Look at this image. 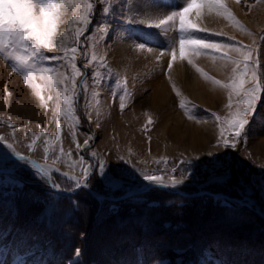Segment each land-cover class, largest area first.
<instances>
[{"label": "rangeland", "instance_id": "obj_1", "mask_svg": "<svg viewBox=\"0 0 264 264\" xmlns=\"http://www.w3.org/2000/svg\"><path fill=\"white\" fill-rule=\"evenodd\" d=\"M131 1L108 0L106 2V0H97L95 10L87 25H82L79 21L82 9L77 11L71 6L65 9L62 19L65 21V18H67L68 23L66 21L67 24L63 32L61 27L64 22L59 24L54 37V43L61 45L62 42V45L53 47L51 53L46 52V55L57 57L58 59L40 62L41 67L52 69L49 75H52L55 81L61 82L55 83L50 89L44 88L45 82L39 78V72H37L35 83L43 88L41 92L44 97L43 103L35 95L34 91L24 83L23 77L12 71L11 62L0 56V62L8 67L11 73L16 75V78L18 77L17 79L25 86L27 94L29 93L33 99L32 102H25L16 95L14 88L6 91L9 97L7 95L6 104L3 105V108H0V137L4 138L0 140V144L6 147L7 144L11 143L20 155L28 157L37 166L59 169L58 172L52 173L51 179H47L36 172V169L31 165L25 164L24 161L15 160V157H12L16 166L9 168L10 172L0 173V201H2L0 203V224L13 221V218L16 223L24 221L27 224L29 219H23V215H30L31 219L38 216L46 219L60 210L53 216L51 223H48L47 230L49 234L43 233L41 237H35V235L30 236L25 230L17 233L10 231L9 234H5L6 236L2 238L4 241H12L9 239L10 236L17 238L13 243H0V264H47V258L51 259L49 264H75L77 263V258L81 261V254L79 252L77 256V249H75L71 258L66 261L61 260L58 263L53 260L51 255L53 250L49 246L50 244L52 245L53 240L51 238L54 232L52 228H56V226L63 223V217L56 219L55 217L67 214L70 208L75 210L77 207V200L63 204L51 189L50 184L51 186H53V183L60 185L59 188H54L61 192L71 193L74 191L76 188L70 189L71 181L65 175H61V173L80 178L81 168L79 165L81 157L90 165H96L99 160L106 162L105 175H100L99 171L94 168L89 186L82 188L85 192H89L90 189L96 195L104 196L105 198L102 200H119L118 198L133 189L145 190L144 186L150 183L143 179L141 171L161 175L166 183L171 182L170 177L181 179L187 172V176L181 184L174 188L170 187L167 190L174 193H176L175 190H178L181 193L188 194L185 197L208 195L202 192L219 196L220 198L217 199L220 201L210 205L212 206L210 212H214L215 219L219 218L218 220L228 221L230 230L235 237H241L240 239H242L251 234V241L261 238V242L255 241L256 247L251 246L246 249L242 248L241 245L243 246V244L239 243V249H243L248 257L249 260L247 262H249L247 264H264L263 227L256 219H253L251 213L244 210L237 211L231 206L233 203L234 205H243L254 213H256L255 210H259L264 215V191H260L259 185L256 184L260 180L261 173L264 172V100L258 103L255 115L249 117L247 142L238 143L235 149L224 148L219 133V128L223 125L219 124L212 114L214 113L220 117L221 121L230 119L231 113L235 112L236 103L240 98L233 96V107L231 109L228 108V91L212 83V80L217 79L222 84L230 83L234 66L225 64L220 57L227 55L239 59V56L237 53L226 49L219 51L203 49L201 53L196 55L186 51L185 57L193 56L195 59H208L210 63L215 61L214 64L222 73L221 77H218L220 74L217 75L219 72L216 77L208 74L206 67L204 69L200 68L205 74L201 75V73L196 71V63L192 60L196 66L193 67V64L188 63L187 58L182 59L184 65L188 69L193 70L192 74L194 76L192 78H197L214 90H221L222 93L219 92V95L214 94V98L208 99L207 102H209L205 105L198 102L190 93L173 90L172 92L169 91L171 93H169L167 108L152 110L149 106L152 89L149 86H144L148 77L140 72L139 75H136V73L131 71L132 65H124L125 62L119 63L118 66H113V50L117 42L124 40L129 41L141 51L142 48L137 46V41L134 39L142 36L141 32H153L155 35L153 40L157 43L152 40V44L158 48L157 50L155 49L156 52L158 51V56H161L159 55V49L166 47L172 41L169 37L164 41L157 38L156 34L159 30L153 29L152 31V28L141 26L142 24L129 23L132 18L128 13L127 5ZM155 1H159V4L167 3V8H169L167 11L170 10L171 1L174 2V6L179 3V0ZM225 1L237 4V9L243 11V13L253 8L254 5L260 4L255 14L257 16L259 12L264 14V8H261V4L264 7V3H260L258 0H240L239 3L236 0H224V5ZM102 8H110V13L105 15L101 11ZM197 9L204 10L207 13H216L214 10H209L206 5L197 3L186 17L188 22L196 25L198 20L195 18V22H192L191 17ZM221 19L225 26L235 31L232 32L235 33L236 37L234 34L219 33L220 35H213V33L217 32L208 29L205 32H197L193 29L192 35L253 49V58L258 59L260 62L259 72L264 74V63L261 56L262 45L264 44V25L260 27V24L256 23L254 26H248L243 20L238 19L243 27L247 29V32H244L223 16H221ZM261 21L264 22V15ZM98 25H107L108 27L105 29L98 27ZM77 28H86V30L77 37ZM197 28L200 27L197 26ZM248 33H251V35ZM241 37L248 38L249 45L240 42ZM79 41L83 43H79ZM75 46L80 47L84 53L83 57L81 52L76 53V63L81 66L83 79L89 81L87 95L80 90H77V92H65V88L70 89L71 84L70 82H62L66 77L70 78L72 75L71 65L64 58V50ZM92 55L96 56L97 62L95 65L90 62L89 66L85 68L84 59L90 58ZM213 55L217 59L214 60L212 58ZM166 56L168 57L169 55ZM176 59L181 58L178 56ZM171 61L172 58L165 62L164 68L160 67V71H168L167 65ZM240 67L242 68L243 65ZM94 73L99 74L103 78L101 87H92ZM208 77L212 79H208ZM139 80L143 82L141 81L140 83ZM80 82L81 78L78 77L77 83L79 84ZM138 82L139 84H137ZM177 93L180 95H177ZM65 95L70 100L76 99L75 111L72 117L62 114V112L66 111V105L64 104ZM50 96L52 99H49ZM120 97L124 98L126 105L123 110L120 107ZM0 99L2 100L1 97ZM181 101L185 103L184 108L180 106ZM23 104H26L30 113L29 111L18 110L17 107L24 108ZM149 120L152 121L151 124H149ZM176 120H179L177 125L174 126L175 128L172 131H169L170 125L172 127L171 123ZM170 121L172 122L170 123ZM58 122L60 129L57 128ZM186 130L190 133L196 130L199 135H202L203 139L200 142L195 141L193 143L191 139L193 134H183ZM225 134L228 135L227 131ZM58 135L61 137L60 140L56 139ZM73 135H75L76 141L80 145L79 149L77 144L73 142ZM228 138L231 140V136ZM33 140L36 141V144L33 150H29L28 145L32 144ZM86 140L88 141L87 144H85ZM45 148L48 149L47 158H45ZM61 149L65 153L63 156H61ZM68 152H71L72 155H66ZM93 153H95V156H93ZM182 161L190 163H181ZM172 167H175L177 171L174 173L168 171ZM225 172H227V175H225ZM248 178H251L253 184L256 185L255 188L245 183ZM241 185H243V188ZM154 189L156 188H149L145 191ZM245 189L247 190L246 194ZM133 199L134 202L143 203L146 207L160 205V202L158 204L156 201L146 200V198ZM225 201L232 204L226 205ZM167 203L168 201L165 200L162 205L166 206ZM60 205H63L64 208L58 209ZM87 206L88 204L83 209H88ZM36 209L39 210V215ZM200 209L199 207L198 209L193 207V215L187 228V234L189 235L185 236L184 233L182 234L183 237L180 236L181 238L188 239L196 235L198 237L202 236V234L194 233L196 227L204 220L206 223L209 222L214 216L207 219V216L204 217ZM8 210L11 213L6 215ZM90 211L89 214L93 215L92 211ZM35 214H37V217ZM256 214L263 218L261 214ZM199 218L201 222L197 223ZM213 223L218 224L220 221L215 220ZM210 226L214 227V225ZM90 233L88 236L89 240H93L96 233H100V228H92ZM210 233L209 235L211 236L217 232ZM108 236V232L105 231L102 234V243H97V241L94 243L97 253L95 256L100 259L98 264H115L113 259L111 260L103 252L106 240H109ZM22 237L26 238L23 240ZM29 237L34 242H37L39 250H27L22 244L24 249H26L18 252L19 241L23 240L27 244ZM180 237L173 238L172 241H177V239L180 241ZM111 238L114 239V236ZM198 239L200 240L199 243L203 242V239ZM164 242L165 239L162 240V245ZM159 243L160 241L156 243V247H158ZM13 244L17 245L15 249ZM206 247L209 249L203 248L200 254L193 258H189L188 251L178 249L174 255L160 257L161 259H149L146 264H225L224 259L216 255L209 245ZM165 250L169 252V249L165 248ZM128 257L130 260L125 262V264H131L132 259H137L138 255L130 254ZM244 262L245 260L241 264H244Z\"/></svg>", "mask_w": 264, "mask_h": 264}, {"label": "snow or ice", "instance_id": "obj_2", "mask_svg": "<svg viewBox=\"0 0 264 264\" xmlns=\"http://www.w3.org/2000/svg\"><path fill=\"white\" fill-rule=\"evenodd\" d=\"M108 2V0H106ZM237 3L240 0H236ZM260 3H264V0H258ZM97 0H0V56H3L6 61H10L11 69L13 72L20 74L23 77L24 83L29 86L35 93V95L43 103L44 97L41 95L43 88L41 85L35 83L37 79V72H39V78L43 80L44 88H52L55 83L61 81H55L52 75L49 73L52 69L47 67H41L40 62L45 60L58 59L46 55L51 53L53 47H59L62 45H56L54 43V37L56 36L59 24L63 23L62 17L65 14V9L69 6L75 8L77 11H81L79 21L82 25H87L91 19V16L95 10ZM197 3L204 4L209 10H215L217 15L223 16L229 20L234 26L239 28L241 31L247 32V29L236 19L233 13L224 5V0H179V3L175 6H171L169 11L156 12L152 16H146L141 19H131L129 23H138L146 25L148 28H154L159 30L156 35L163 34L171 39V43L166 47L159 49L161 56L171 55L172 60L176 59L177 46L181 59L186 58L185 53L190 52L193 55L201 53L203 49H213L219 51L221 49L231 50L238 54L239 59L224 55L220 57L225 64H232L233 77L230 83L222 84L219 80H212V83L220 86L221 88L228 91V108L233 107V96L239 97L240 99L236 103L235 112L231 113V118L225 121H221L220 117L214 113L212 116L221 125L219 133L221 137V143L224 148L235 149L238 143L247 142V128L250 123L249 117L255 115L258 103L264 100V74L259 72L260 62L258 59L253 58V49L247 48L246 46H236L229 43L213 41L211 39H205L202 37L192 35V30L195 29L197 32H205L204 28H197L195 23L188 22L186 17L190 10ZM157 8L164 6L157 5ZM101 11L108 15L110 8H102ZM200 10L197 9L196 16L200 17ZM98 27L107 28V25H98ZM86 28H77L76 34L79 37ZM171 34V35H170ZM251 35V33H248ZM213 35H220L219 33H213ZM137 46L148 51H152L154 46L152 40L155 39V35L151 32H145L140 37H135ZM231 39V38H229ZM79 43H83L79 41ZM46 50V51H45ZM70 51V55H69ZM81 52V56H84L83 51L80 47H70V49L64 50V58L68 60L71 65L72 75L70 78H65V83L71 84V88H65V92H77L80 90L88 94L89 81L83 79V72L81 66L76 63V53ZM214 60L217 59L213 55ZM97 62L95 55L90 58L84 59V67H88L89 63ZM189 64H193L192 59H188ZM243 65L241 68L240 66ZM106 67V66H105ZM168 69L171 70L172 63L169 62L167 65ZM193 67H196L193 64ZM196 71L205 75L202 70L196 67ZM81 78V82L77 83V78ZM208 79H212L208 77ZM103 78L94 73L92 77V87H101ZM250 85V86H248ZM177 95H180L177 93ZM49 99H52L50 96ZM78 99V98H77ZM98 99V96H97ZM120 107L126 106L124 98H119ZM76 99L70 100V98L64 96V104L66 105V111L62 112L63 115L72 117L75 111ZM181 108L185 107L184 101H181ZM152 121L149 120V124ZM57 128L60 129L59 122ZM228 133L226 135L225 133ZM43 135V133H41ZM231 136V140H229ZM60 136L56 137L60 140ZM0 137V140H3ZM73 142L77 144V148H80L79 143L76 141L75 135H73ZM88 141H85L87 144ZM36 141L33 140L32 144L28 145L29 150H33ZM219 146V145H218ZM45 158H47L48 149L45 148ZM65 155L61 149V156ZM66 155L71 156L72 153L68 152ZM95 156V153H93ZM24 161L25 164L31 165L36 169V172L45 176L47 179H51L53 172H58L59 169L50 168L46 166H37L34 161L30 160L26 156L20 155L12 146L11 143L5 147L0 144V170H6L15 167V163L12 159ZM127 163V161H125ZM166 163V161H165ZM181 163H190L182 161ZM79 167L81 168V177L67 176L66 178L71 181L70 189L76 188H87L91 181L93 169H97L100 175H105L106 162L99 160L96 165H90L84 161L81 157ZM172 173L176 172L177 169L172 167L168 170ZM143 179L150 184H156L161 187H176L181 184L187 176L185 172L181 179L170 177L171 182L166 183L161 175L148 173L141 171ZM227 175V172H225ZM119 179V177H117ZM245 183L250 187L255 188V184L251 178L245 180ZM259 185L260 191H264V172L260 175V180L256 182ZM53 187L59 188L60 185L53 183ZM243 188V185H241ZM245 189V194H246ZM226 205L228 201L224 202ZM77 256L79 250H77Z\"/></svg>", "mask_w": 264, "mask_h": 264}, {"label": "trees", "instance_id": "obj_3", "mask_svg": "<svg viewBox=\"0 0 264 264\" xmlns=\"http://www.w3.org/2000/svg\"><path fill=\"white\" fill-rule=\"evenodd\" d=\"M82 194L84 195L80 198ZM56 196L63 204H67V202H71L72 200H77V207L75 210L70 208L67 214L55 217V219L63 217V223L56 226V228H52L54 232L51 238H53V240L52 245H49L52 247L51 250L55 251L54 253L51 251L53 260H56L58 263L61 260L66 261L68 258H71L73 252L77 249L81 254L80 257L83 264H98L100 259L95 256L97 253L94 243L95 241H97V243H102V234L105 231L109 234V240H106L103 252L107 254L111 260L113 259L115 264H125V262L130 260L128 257L130 254L138 255L137 259H132L131 264H146L149 259H158L160 257L174 255L178 249L186 250V252L188 251L189 258H193L199 255L203 248L209 249L206 247L207 245L210 246V249L212 248L211 250H213L216 255L224 259L225 264H241L244 260V264H247L249 262H247V260L249 259L245 255L243 249H239V243L243 244V246L241 245L242 248L249 249L251 246L256 247L257 241L261 242V238H256V242L251 241V234H248V237L242 239H240L241 237H235L230 230L228 221L218 220L219 218L215 219L214 212H210L212 209L210 205L216 204L215 202H219L220 200L210 195L185 197L172 191L154 189L132 196L131 198L99 201L90 194V192H85L81 188L70 196L58 194H56ZM133 198H146V200H153L158 204L160 202V205L146 207L143 203L134 202ZM165 200H167L168 203L166 206H163L162 204ZM1 202L2 201H0V203ZM230 203L231 202H228V205ZM87 204L88 209L85 208L84 210L83 207H86ZM231 206L237 211L244 210L245 212L251 213L253 219H256L264 229V220L258 214L247 209L243 205H234L233 203ZM109 207H111V209H109ZM193 207L196 209H198V207L201 208L200 211H202L204 217L207 216V219L208 217H214L210 220L211 222L209 221L206 223L205 220L202 223H200L201 221L197 222L200 223V225L197 224L198 227H196L194 233L202 234L201 237L196 235V239L194 236L188 239L181 238L184 233L185 236L189 235L187 234V228L191 222L190 218L193 215ZM62 208H64L63 205L58 206V209ZM89 210L92 211L94 218L93 215L89 214ZM37 212L39 215V210ZM58 212H55L46 219L40 218L39 216L37 217V214H35L37 218L32 219L30 215H23V219H29L28 225L25 224L24 221L16 223L14 222V218L13 221L0 224V243L14 242L17 238H14L15 236H10L9 239L12 241H4L2 239L6 236L5 234H9L10 231L17 233L25 230L30 236L35 235V237H41L43 233L49 234L47 230L49 226L48 223H51L50 221L53 219V216ZM10 213L11 211L8 210L6 215ZM198 220L201 219L199 218ZM215 220L220 221V223H213ZM210 225H214V227ZM92 228H100V233H96L94 239L89 240L88 236L91 234ZM212 232L217 233L213 235ZM209 233L212 234V238H210L211 236ZM113 236L114 239L111 238ZM177 237H180V241H178V239L177 241H172L173 238L176 239ZM22 238L24 240L26 237ZM198 238L203 239V242L199 243L200 240ZM163 239H165V245H162ZM23 240L21 242L19 241L18 247L13 244L14 249L16 247L18 248V252L23 250L24 247H26L27 250H39L37 242H34L31 237L27 239V244L24 243ZM158 241H160V243L158 247H156ZM262 241H264V239H262ZM165 248L169 249V252L166 251ZM46 249L49 250L48 247H46ZM46 262L49 264L51 259L47 258ZM75 264L80 263L77 262Z\"/></svg>", "mask_w": 264, "mask_h": 264}, {"label": "bare ground", "instance_id": "obj_4", "mask_svg": "<svg viewBox=\"0 0 264 264\" xmlns=\"http://www.w3.org/2000/svg\"><path fill=\"white\" fill-rule=\"evenodd\" d=\"M159 3H160L159 1L156 2L155 0H132L131 2L128 3L127 10L132 19H141L146 16H152L158 11L166 12L167 9H169L167 8L168 7L167 3L165 4H159ZM170 3H171V6H174V2L171 1ZM157 4L162 5L164 7L157 8L156 7ZM225 6L229 10H231V12L236 17L237 20L238 19L243 20L246 24H248V26H254L256 23H259L260 27L264 25V22L261 21L264 14L260 12L258 16L255 14L260 4L254 5V7L248 11L246 10L247 11L246 13H243V11L238 10L237 9L238 5L232 3L231 1H225ZM261 8H264L262 4H261ZM199 10L201 13L199 18H197L196 16L197 10L194 11L191 17L192 22H195V18L198 20L196 21L197 23L196 26L200 28L208 29L210 31L217 32V33L235 35V33H233L235 31H233L230 27L225 26V23L222 21L221 16L217 15L215 12H214L215 14H213V13H207L201 9ZM66 21H67V18H65V21L61 27L62 32L65 30L64 29L65 25L68 23V21L67 23ZM141 26H146V25L142 24ZM153 29L154 28H152V31ZM141 34L143 35L144 32H141ZM157 38H160L162 41H164L168 37L162 34H159L157 35ZM247 39L248 38L246 37H241L239 41L244 44L249 45V42ZM153 42L157 43L155 42V40H153ZM155 49L157 50L158 48L154 46L152 51H148L143 48L141 51H139V49L135 47L133 44L129 43V41L127 42L123 40L115 44L113 54H112L113 56L112 65L113 66H118L119 63L125 62L124 65H129V64L132 65L131 71L136 73V75H139V72H140L144 76L148 77L144 86H149L150 89H152V94H150L151 97L149 100V106L152 110L156 111L163 107L167 108L168 100H169V93H171L173 90L190 93L198 102H200L201 104H205V105L208 104L209 102V101L207 102L208 99H212V97L214 98V96L217 94L219 95V92H221V90L220 91L214 90L213 88L207 86V84L204 83L203 81H200L197 78L196 79L192 78L194 76V74H192L193 70H190L187 67H185L182 59H175L174 61L172 60L171 70L168 69V71L166 72H164L163 70L160 71V67L164 68L165 62L169 61L172 57L170 55L168 57L158 56L157 54L158 51L156 52ZM178 56H180L179 52H177L176 58H178ZM261 56H262V60L264 63V44L262 45ZM186 58L192 59L196 63V66L198 68L204 69L206 67V72L208 74H211L213 77L214 76L216 77V74L218 72L219 73L217 75L220 74V76L218 77L222 76V73H220L219 69L216 67V64H214L215 61L210 63L208 62L209 61L208 59H195L193 58V56H186ZM15 76L16 75H13L11 71L8 69V67H6L0 62V94H1L0 97L2 98V100L0 99V108H3V105L6 104L5 99L9 97V94L6 91H8V89L10 88L12 89L14 88L16 90V95H18L21 100L25 102L33 101L29 93L27 94V91L23 83L19 79H17L18 77L16 78ZM141 81L139 80L140 83ZM139 82L137 84H139ZM23 105H24L23 106L24 108L17 107L18 110L29 111V109L26 107V104H23ZM178 121L179 120H176L174 122L170 121V123L172 122L171 123L172 127L170 125L169 131L170 130L172 131L173 128H175L174 126L177 125ZM187 131L188 130H186L183 134H187V135L193 134L191 138L193 143H195V141L200 142L203 139L202 135L201 134L199 135V133H197L196 130H193L191 133Z\"/></svg>", "mask_w": 264, "mask_h": 264}, {"label": "water", "instance_id": "obj_5", "mask_svg": "<svg viewBox=\"0 0 264 264\" xmlns=\"http://www.w3.org/2000/svg\"><path fill=\"white\" fill-rule=\"evenodd\" d=\"M10 171H11V170H8V169H6V170H0V172H10ZM50 186H51V184H50ZM144 187H145V190H148L149 188H154V187L159 188V189H168V188H170V187H161V186H158V185H156V184H147V185H145ZM51 188H52L54 191H56L57 193L61 194V195H70V193L59 192V191L56 190L53 186H51ZM75 190H78V189H75ZM145 190H142V189H133V190H131V191H128L125 195H123L121 198H118V199L129 198V197H131V196H134V195H136V194H139V193H141V192H144ZM89 191H90V193H91L96 199H98V200H102V199L105 198L104 196L96 195V194H95L92 190H90V189H89ZM175 192L179 193L180 195L188 196V194L181 193V192H179L178 190H175ZM202 193H204V194H208V195L213 196V197H215V198H220L219 196H215V195H213V194H211V193H208V192H202ZM223 198H226V197H223ZM255 212L261 214V216L264 218V215H263L262 212H260L259 210H255ZM77 259H78V258H77ZM77 259H76V260H77Z\"/></svg>", "mask_w": 264, "mask_h": 264}]
</instances>
